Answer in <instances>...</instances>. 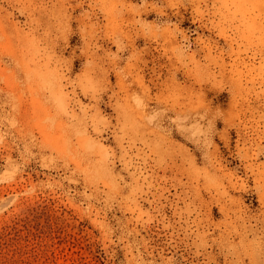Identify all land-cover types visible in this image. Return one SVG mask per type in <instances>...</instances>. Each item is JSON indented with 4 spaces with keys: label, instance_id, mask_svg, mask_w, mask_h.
<instances>
[{
    "label": "rangeland",
    "instance_id": "1",
    "mask_svg": "<svg viewBox=\"0 0 264 264\" xmlns=\"http://www.w3.org/2000/svg\"><path fill=\"white\" fill-rule=\"evenodd\" d=\"M0 264H264V0H0Z\"/></svg>",
    "mask_w": 264,
    "mask_h": 264
}]
</instances>
